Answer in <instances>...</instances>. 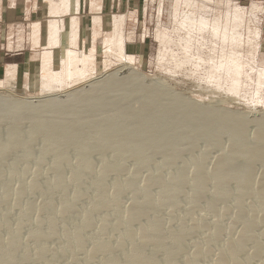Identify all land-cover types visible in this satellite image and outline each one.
<instances>
[{
	"label": "rangeland",
	"instance_id": "obj_1",
	"mask_svg": "<svg viewBox=\"0 0 264 264\" xmlns=\"http://www.w3.org/2000/svg\"><path fill=\"white\" fill-rule=\"evenodd\" d=\"M150 9H153V12H150V18H148L147 16V18L145 19V32L143 31L144 29H141V32L138 33V36H136V38L138 37L141 42L150 41V45H149L150 54L149 56H146L147 58L145 61L141 62L138 59H133L132 57H128L126 56V54H124L123 51L120 50L119 51L120 54L125 55L124 57L126 59L128 58L127 60L129 61L126 62L125 60L120 59L119 55L117 54L111 53L106 55V51H105L104 56L102 53L97 55L96 67H94V59H92L94 58L93 54L89 55L86 53H82L81 51L78 50L70 49L68 46H74L75 44L73 45L72 43H66L68 46L65 48V51H73L76 53V55H78V53H81L83 57L81 58L82 62L75 61L76 64L75 66L82 71L80 72L81 74H79V76H76L77 74L72 76L64 75V73L67 71V70L65 71L67 67L62 68L61 66H59L56 71L57 73H55L54 77H53L54 74L53 72L55 70H53V72H51L50 75L46 77V80H54V84L50 85L48 87V90L47 87L41 85L42 83L38 84L37 82H32L34 83V87L28 90H24V88L22 89V87H20L19 85L17 86L13 85L12 87L10 84V81L12 80L10 79L14 80V76L11 78L7 77L5 78V80L0 81V97H2L3 99L11 98L20 101L25 100L26 102L32 101L31 102L32 105L36 106L37 105L36 103L46 99L45 97L51 98L52 96H58L59 101L62 99L61 100L62 105H65L66 101H68V98H64L66 96V93L69 94L71 93L69 91L74 92L76 91V89L80 90L84 88L83 90L85 89L87 90V87L89 86L90 83H92V81L94 82L104 79L106 72H111L114 69L117 70L120 65H123V66H127V68H129L132 72H134L138 76V78H142L145 81V83H148L149 81H152L153 83H157L161 89L167 90L172 96L173 95L181 96V98L185 99L186 101L196 103L200 105V107H204L209 110H224L229 113L245 115V117L251 122L246 123L245 125L246 131L244 132L248 134V139H250L251 137V141L249 140V142L254 143L256 141L254 137L256 133L255 131L258 130L256 125H258L259 122H261L262 125H264V120H263L264 119V0H151ZM185 13L187 15L192 14L197 17H201V18L203 17L208 21L209 24L218 27L220 31L217 34H214L210 31H197L195 29H188L186 27H183L181 22L183 17H185L186 15ZM222 31H226L229 35L224 36ZM60 37H59V41L62 42V36ZM232 38H234L236 41H233ZM49 46L51 47L57 46V48H60L61 45L57 43H53V44H49ZM50 54L51 53H49V55ZM60 54L61 53H59V55ZM229 57H236L238 59L237 63L234 64L233 62H231ZM198 59H202V60L197 61ZM84 60L86 61L85 63ZM80 63L81 64L84 63V64L81 66ZM71 68H73V66ZM41 82H42V78H41ZM135 99L137 100L138 98H134L130 104L131 106H133L132 108L134 110L129 108V110H131L132 113L133 111H136V109L139 108L138 106L140 104L137 103L140 102V100L138 99L136 101ZM134 100L136 102H134ZM123 106L124 105L120 106L117 109L123 110V108H125ZM117 109H114L113 111H111L112 109H108V108L106 109V111L104 109L97 114L98 115L97 118L99 117L98 119L101 118L107 119L111 117L112 119L119 112ZM105 112L107 113V115L109 114L108 115L109 117L106 115ZM177 114L178 113L174 115L173 112L168 117L171 120L169 119L170 122L168 123L169 127H167V129L174 127L173 125L174 122L177 120L176 119ZM59 115H57V117L59 116L58 120L62 116H64L61 114ZM99 115L101 116V118ZM261 115L263 116L261 117ZM58 120H56V123L59 122ZM19 121L20 120L14 116L13 118L10 117V119L9 117H7V119L5 118L3 120H0V139H1L0 145L1 146L5 145L4 147H6L5 149L6 152L4 153V156L0 158V199L5 198L4 201L0 203V219L7 214L8 216L5 219H3L2 222L7 226H11L14 225L15 222H17L18 216H20L23 212L22 209L26 207L29 203H34L36 205V208L34 209V212L31 214V217L25 220L27 223L26 222H24L25 224L23 223L22 233H21V237L23 239L26 238L24 241L25 242L27 241L26 243L30 246L29 247L28 245H26L29 251L28 254L30 258L24 259L23 258L24 253L21 250L17 251L16 263L14 262L13 264H39V263L84 264L85 260L87 259L86 258L87 254H90L93 250L92 246L94 247L97 239L102 238L104 234L101 222L105 220L108 223H113L116 220V218L117 219L122 218L126 220V216L128 217V215L133 211L134 207L132 204H134V202L136 203L137 199H138L137 201L138 203L141 202L139 201L140 199H142L143 201L144 192L151 193V195L154 197H157L156 194L159 195L161 193V188L159 187V185L157 186V184L152 185L150 189L145 188L146 186L145 184L149 183L147 180L155 177L158 174L155 172H157V170L160 168H161L160 175L162 174L161 176L162 177L164 176L163 178H168V176L170 177L172 175L177 176V174L179 175V172L183 171L182 174L186 176V180H185L186 182L185 185L183 186V191H182L183 194L179 196L177 202H175L176 201L175 200L173 204H170V206L168 205L169 207L160 206L162 209L160 207H157V209H155L154 212H152L154 214L152 215L150 214V217H148L146 221L142 220V222L144 223L141 222L140 225H136L134 227L135 232H138L142 226H144L143 228L152 230L154 229L153 227H155L154 225L158 222L161 223L162 232L167 237H169L171 233H175L176 231L178 232L180 228L181 229L183 228L182 230H179V233L181 231L180 233L181 241L184 244V251L183 253H181L182 255L180 254V256H177L176 264H187V263L191 264V262L189 261L187 262V260L190 258H192L195 261V264H208V263L219 264L218 260L220 259L222 254L224 255V253H227L226 251H228L226 255H229L230 252L229 250L230 248L228 245L230 244L229 242L230 241L232 242L234 240L233 242L237 243L238 241L237 239H240L242 237V234H244L242 232H244L245 229V222L249 220L257 224L251 234V237L253 238L245 236L247 245H245L244 250L245 249L246 250L238 253L237 260L232 264H244L245 261L251 260V258L253 259L251 260L253 264H264V216H263L264 209H262L259 206L262 202L260 187L262 184L261 177L263 176L264 173V164L262 163L264 162V156L259 161L256 160L253 163V169H254L253 176L245 183L248 188L246 190L248 194L243 196L242 199L240 194L243 191L240 188H238L239 184L238 185L236 184L239 183V181L238 180L233 181V179H231L227 182L226 190H225L230 192L229 195L230 198L226 202L220 201V198L218 199V197L220 196L217 195H220V193L222 194V190H217L215 188L213 181V179H215L217 176L216 166H214L217 163L216 160L218 161L219 159H223L224 161L231 160L232 162L235 160L237 162L234 161L233 164L237 163L236 165L238 166H242L243 162H246L245 158L242 159L237 157L234 158L232 152H233V147L235 146V144L238 143L237 142L238 138L235 137L233 138L232 136L228 135V132H224V134L223 133L217 134L210 130V131H206L207 133L206 132L203 133V130L200 132L197 130L194 131V129L199 130V127L198 128L189 127L190 129L186 127L187 131L186 132L184 131L183 134L176 132V134L180 135V146L177 149L178 151L176 150V154H178V158L173 164L169 163L171 159L167 157L168 154H173V152L168 153L166 151L165 152L159 150L155 151L150 147L144 150L146 152L145 153L146 155L144 154V157L146 159L150 157L149 159L151 161L149 165L148 164L142 165L139 164L136 158L130 155V152H128L129 154L123 152L120 155L121 149H119L116 146V144H113L111 142H110L111 145L108 142L106 143L107 145L105 143L104 144L100 143V141L97 138V131L95 130L89 133L90 136L88 135L87 140H85V141H89L91 145V150L87 154L88 155L87 157L92 163V170L90 171L87 169L85 170L83 169L85 173L82 172L81 175L82 180L80 181V183H78V178H76L77 176L74 175L73 177V174H75L74 172L77 169L82 168L79 165L80 163L79 161H81L80 154L82 153L83 150L82 144H84L85 141H80V142L77 141L76 142L77 144L73 143V146L71 145L72 147L67 148L66 161L68 162L62 165V172L59 174L56 171L54 172L55 169L53 165H55V158L52 156V154L48 152V154L42 156V154L45 152L46 149L45 146H48L49 144V140H47L48 138L45 137L44 135L42 136L38 135L37 138L32 140L29 137L30 136L29 134H31L30 127L32 128V120H30V118L28 119V117H24V120L20 122ZM18 123H20L19 133H20V137L23 138V139L21 138V140L23 141L18 146L10 148L8 147L9 132ZM71 125L72 123L70 124V126ZM201 128L203 127H200V130ZM194 132H196V134L198 133V135L195 134L196 135L195 139L194 138L191 139ZM215 134L219 136H216ZM66 136L67 135H64V139L68 140V136L67 137ZM214 137L217 139H215ZM162 140H164V138ZM5 141H7L8 143ZM189 142L190 143L193 142L195 145L193 146ZM230 147L232 151L229 149ZM202 155H204L205 157H203ZM229 156L231 157V159L229 158ZM201 157H203V159ZM200 159L202 160L205 159L204 174L207 177L209 175L208 178L210 179L207 182L205 190H203L204 192L203 195H201L197 200L196 198H194L196 196L192 197L194 192L196 191L192 188H194L193 185L195 184L198 174L193 172L197 171L196 169H194V167L196 168L198 161H201ZM111 162H114L113 164L115 167L112 166ZM182 163L185 165H183ZM138 165H141V167ZM107 167L108 168L111 167V170L110 172L105 174L104 169ZM119 168H121L123 171L118 172L117 170H119ZM138 169L140 170L138 171ZM185 171L186 173L187 172L188 173L185 174ZM71 175L72 178L70 177ZM148 175L150 178H148ZM104 176L107 178V180L104 182V184L107 186L106 195L107 194L109 195L110 197L109 199L111 202L114 201L116 203L118 201V198L114 197L115 195L112 194V191L114 192L113 188L115 187V185L116 184L119 185L120 183H121L120 185H124V183L128 184L134 178H138L137 183L138 185L140 184L139 185L140 189L144 188L143 190L145 191L141 189L140 191H138L139 192L138 195L133 194L134 195L133 196L131 194L130 198H129L130 194H128L129 196L124 195L121 198L122 207L119 213H115L112 207H110L107 211L104 212L105 214L103 213V211H99L89 216L88 220L91 225L89 226L88 230L84 233L85 237L88 236V238L86 237L88 241L87 242L88 244L86 243L87 244L86 249L81 250L82 252L81 251L77 252L76 250V252L73 251L72 253L73 249L70 246V240L64 237L63 230L68 229L67 227L71 223L82 220L83 219L82 217L84 216L83 214L89 211L88 208H91L90 205L100 200L99 197L102 198L104 197L102 195L100 196L99 190H97L94 187L96 184L95 182H98L99 178ZM71 179L73 181H71ZM93 179L94 182H91L93 181ZM54 180L55 181L58 180V181L55 183L53 182ZM66 180L67 181L70 180V182L69 181L67 182ZM144 180H146L147 183ZM51 181L53 182V184ZM29 182L33 184L30 185ZM63 182H67V184L69 185V188L66 189L69 195L68 197L69 201L70 200L74 201L75 200L74 197L80 193H85L86 195L84 196V198L79 199L77 203H74L75 208L73 209L69 208L68 210H66V212H63L61 214L58 213L57 216L58 219L56 218V221L54 223L55 235L52 236L50 231L51 229L49 227L47 228V223H46L47 219L49 218L48 216L50 215V212L52 210H46V209L44 210L42 205L45 203L52 202L60 196L61 192L64 190L63 186L61 185L63 184ZM28 183L30 186L28 185ZM36 183L38 184V186L36 188L35 187L33 188V185ZM73 183H75L76 186ZM25 185L26 186L28 185L27 186L28 189ZM91 186L93 187V189H96L97 192L99 193H97L96 190L94 191L93 189L90 190V188H92ZM76 187L77 190L75 189ZM19 188L21 189L19 190ZM44 188L47 190H45ZM152 193H156V194H152ZM258 193L260 194L257 195ZM187 195H189L191 199L188 198L189 196ZM40 197L42 198V200ZM43 197L46 198L44 199ZM59 198H58L59 200L57 199L55 201L57 208L55 207V209H53V213L57 212V209L59 212L61 210V208L58 207V205L59 204L61 205L63 203V199H61V197ZM210 199H213L214 201ZM39 200L41 201L42 204L39 203L38 205L36 204V202H40ZM42 201L45 203H43ZM235 201L237 202L234 204ZM114 202L111 203V205H114L115 204ZM207 203L209 204L207 205ZM214 203L218 204L217 205L218 207L217 206L212 207V204ZM238 203H242V204L244 203V204L238 206L237 205ZM224 206L227 207L225 208ZM129 209L132 210L130 211ZM45 212L47 214H45ZM123 215H125V218ZM242 217L246 218L247 220L246 219L243 220ZM42 220L46 225L42 222ZM32 221L34 222V224L32 223ZM39 221L42 222L41 226H38ZM241 223H243L244 225ZM146 224L150 225L151 228L146 226ZM217 225L221 227L222 232H220L218 240L213 243L208 239L214 234V230H212L213 229L212 227H214V229H217L218 228L216 227ZM243 226L244 228L242 229ZM32 228L33 231L39 230L40 232H42V234H44L40 240L30 241V238L28 237H30V234L33 232ZM94 231H98L99 234L98 232H96V234H98L96 235ZM211 231H213L212 232L213 234L211 233ZM70 232L72 233V231ZM91 232L92 234H88ZM72 234L75 235L76 234L75 231ZM1 235L4 240L7 239L5 234H1ZM122 235L123 233L121 231L118 232V236H117V232H113L111 234L110 233L107 234L105 237L112 240L111 243L114 242L116 243L118 242L119 239L122 238ZM89 237L92 240L89 239ZM22 238H21V242L23 241ZM62 238L65 240H63ZM114 238L117 241H115ZM252 239L253 241L254 240L258 241L256 244L257 249L255 248L256 246L253 244ZM24 241L22 242V244L25 243ZM207 241L209 243L208 244L209 247L207 248L209 253H207V250L204 248V245L207 244L206 243ZM29 242H31L32 244ZM130 243H131L130 241L125 242L127 248L131 245ZM138 243L141 244V242ZM41 244L47 246L49 250H58L61 252V254H59L58 256H52L49 253L43 259L49 263H46L43 260L36 261L35 258H36L37 250L39 247H41ZM90 245L92 246L89 247ZM169 246L167 245V247L170 249L171 246L170 247ZM224 246L225 247L228 246V247L225 248ZM150 247L151 246H147V248L144 247L148 255L150 254L149 252L152 253L151 250L152 247L151 248ZM194 248L196 250H194ZM254 248L256 250H259V252L256 251ZM66 250L68 253L66 252ZM198 250H202L203 252L205 251L204 253L207 254H204L201 258H198L197 260V258L193 256H195ZM255 251L258 252V254H260L259 259H257V261L254 259L253 256V254H255ZM218 252L219 254H217ZM1 255L2 252H0V257ZM83 256H85V258ZM119 256L125 257L124 262L127 259L126 255L124 254ZM164 256L165 255L163 254L157 256L158 259L157 264H167L166 260H168V257L167 256L164 257ZM102 257L103 258H101V256L100 257L96 256V258H94L95 260H92L91 264H99V263L105 264V262L107 261L106 256L105 258L104 256ZM123 257H121V259L119 258L121 262L123 260ZM215 257L217 260L214 259ZM108 258L109 256L107 257V259ZM104 259L106 260L105 262H103ZM100 260L103 261L100 262ZM97 261L99 263H96Z\"/></svg>",
	"mask_w": 264,
	"mask_h": 264
},
{
	"label": "bare ground",
	"instance_id": "obj_2",
	"mask_svg": "<svg viewBox=\"0 0 264 264\" xmlns=\"http://www.w3.org/2000/svg\"><path fill=\"white\" fill-rule=\"evenodd\" d=\"M74 21H75V19H74ZM181 23H182L183 27H186L188 29H195L197 31H210L214 34H217L220 31V29L218 27H216L215 25L209 24L208 21L206 19H204L203 17L202 18L197 17V16L192 15V14H188V15L186 14L185 17H183ZM73 29L70 30V32L66 35V38L67 37L70 38V39L67 38V43H72L74 45L75 40H76V32ZM59 31H60L59 22L58 21H52L49 25V42H48L49 44L57 43L60 45V43H62L59 41V37H60ZM121 33L122 32H120V27H119L118 22H117V23H115L114 35L111 39L110 45L108 46V48L106 50V55L114 53V54L119 55L120 59H123L127 62V61H129V60H127L128 58L126 59L124 57L125 55L120 54V52H119L120 50L123 51V39H124V37H122ZM222 33L224 36L229 35L226 31H222ZM109 37L110 36H108V38ZM239 37H241V36H239ZM232 39H233V41H236L234 38H232ZM81 58H83L81 53H78V55H76V53L73 51H64V52H62V54H60V55L57 54L55 57L54 56L52 57V55L51 54L49 55V53H45L43 55V60H42V71H41V78H42L41 83L42 84L41 85L47 87V90H48V87L50 85L54 84V80H46V77L48 75H50V73L53 72V70H55L53 72L54 73L53 77H54L55 73H57L56 71H57V68L59 66H61L62 68L67 67L65 69V71L66 70L67 71L64 73V75H71L72 76V75L77 74L76 76H79V74H81L80 72H82V71L75 66L76 65L75 61L82 62ZM229 58H230L231 62H233L234 64L237 63L238 59L236 57H229ZM88 59H89V57H88ZM92 59H94V58H92ZM201 60L202 59H198L197 61H201ZM85 62L86 61L84 60V63ZM83 64H81V66ZM72 66H73V68H71ZM122 66L123 65H120L119 66L120 68L118 67L117 70L114 69L115 71L113 70L111 72H106L104 79H101L100 81H94V82L92 81V83H90L89 86L87 87V90L86 89L83 90L84 89L83 88L80 90L76 89V91H74V92L69 91V92H71L69 94L66 93V96L64 98H68V101H66L65 105H62V101H61L62 99L59 101L58 96H52L51 98L45 97L46 99L36 103L37 104L36 106L32 105V103H31L32 101L26 102L25 100L20 101V100L11 99V98H4L3 99L2 97H0V120H3L5 118L7 119V117H9V119H10V117L13 118V116L18 118L20 121L24 120V117H28V119L30 118V120H32V128L30 127V129H31L30 133L31 134H29L30 135L29 137L32 140L37 138L38 135H41V136L44 135L45 137L48 138L47 140H49V144H48V146H45L46 149H45V152L42 154V156H45L46 154H48V152L50 154H52V156L55 158V165H53V167L55 169L54 172L56 171L59 174L62 172V165H64V163L68 162V161H66V159H67V152H66L67 148L72 147L73 143H76L77 141L80 142V141L87 140L89 133H91L95 130L97 131V138L100 141V143L106 144L108 142L110 144V142H111L113 144H116V146L119 149H121L120 155L123 152L124 153L130 152V155L132 157L136 158L137 161L139 162V164H142V165H147V164L149 165V163L151 161L149 159L150 157L147 159L144 157V154L146 153L144 150H146L150 147H151V149H153L155 151L156 150L163 151V152L166 151L168 153L173 152V154L167 155V157L171 159L169 161V163L173 164L176 161V159L178 158V154H176V150L180 146V135L176 134V132L183 134L184 131L185 132L187 131L186 127H188V128L189 127H191V128L192 127H195V128L199 127V130L193 128L194 131L197 130L200 132L203 130V133L206 131H210V130L212 132L217 133V134H221V133L224 134V132H228V135L232 136L233 138L234 137L238 138V140H237L238 143L236 142L237 144H235V146L233 147L232 154H233L234 158L235 157L241 158V159L245 158L246 162H243L242 166H238V165H236L237 163L233 164V162L235 161L234 159H233L234 160L233 162L231 160L230 161H224L223 159H219L218 161L216 160L217 163L216 164L214 163L215 164L214 166H216L217 176L215 179H213V181H214L215 188L217 190H222V194L220 193V195H217L216 191H215L216 192L215 194L217 196H220V197H218V199L220 198V201L226 202L230 198V196H229L230 192L225 191L226 190V184L229 180L233 179V181H235V180L239 181V183H236L237 185L239 184V187L237 185L236 186L243 191L240 194L242 199H243V196L248 194V192L246 191L248 188H247L245 183L253 176V171H254L253 163L256 160L259 161L264 156V125H262L261 122H259L258 125L255 124L256 127L258 128V130L255 131L256 133L254 136L256 141L254 143H250L249 140L251 141V137L249 136L250 139H248V134L245 133L244 131H246L245 130L246 123H249L251 121H249L245 117V115H238L235 113H229V112L224 111V110H209L207 108L200 107V105H198L196 103L186 101L185 99L181 98V96H178V95L172 96V95H170V93L167 90L161 89L157 83H153L152 81L145 83V81L142 78H138V76L134 72H132L129 68H127V66H123V67ZM61 75H62V73H61ZM57 76H58V74H57ZM63 77H65V76H63ZM8 78H11L9 76V74H8ZM10 80H13V79H10ZM78 93H80V94H78ZM134 98H138L140 100V102H137V103H140V104L138 106L139 108L136 109V111H133V113H132V111L129 110V108L134 110L132 108L133 106L130 105ZM135 100H134V102L137 101V100L136 101ZM122 105H124L123 107H125V108L122 107L123 110L117 109ZM107 108L112 109L111 111H113L114 109H117L119 112L117 113V111H116L117 114L112 119H111V117L107 118V119L106 118L102 119L100 115L99 116L101 119H98L99 117L97 118V116H98L97 114L104 109L106 111ZM173 112H174V115L176 113H178L176 116L177 120L174 122V125L172 124L174 126V127H172L174 130L172 128L167 129V127H169L168 123L170 122L169 121L170 118H168V117ZM112 113H115V112H112ZM59 114L64 115V116H62L58 120V117L60 116ZM55 115H56V117H55ZM57 115H59V116L57 117ZM106 115H107V113H106ZM262 116L263 115H261V117ZM56 120H58L59 122L56 123ZM260 120H262V119H260ZM71 123H72V125L70 126ZM257 123H258V121H257ZM19 125H20V123H18L9 132V139L7 136V139L9 140L8 147H10V148L18 146L23 141V140H21L22 137H20ZM200 127H203V128H201V130H200ZM174 132H175V134H174ZM196 132H194V134H193L194 136L192 135L191 139H193V138L195 139L196 135H198V133L196 134ZM64 135L68 136V140L64 139ZM216 136H219V135H216ZM95 137H96V135H95ZM163 138H164V140H162ZM215 139H217V138H215ZM29 141H30V139H29ZM93 141H94V138H93ZM5 142H7V141H5ZM192 143L193 142H191L190 144L194 146L195 144L194 143L192 144ZM82 145H83V150H82V153L80 154V160L81 161H79L80 162L79 165L82 168L77 169V167H76L77 170L76 171L74 170L75 174H73V177H74V175L77 176L76 178H78V183H80V181L82 180L81 175H82V172H84L83 169L84 170L87 169L90 171L92 170V163L87 157L88 156L87 154L91 150V145H90L89 141H85L84 144H82ZM4 146L0 145V158L3 157L4 153L6 152L5 151L6 147H4ZM98 146H100V145H98ZM8 147H7V149H8ZM231 147L229 148L230 150H231ZM26 155H27V152H26ZM152 155H154V154H152ZM204 155H202V156L205 157ZM165 156H166V154H165ZM34 157H35V155H34ZM203 157H201V158L203 159ZM134 158H133V160H134ZM229 158L231 159L230 156H229ZM202 159H200L201 161H198L197 166L195 165L196 168L193 166L194 169L197 170V171H194L193 173H197L198 177H197V179L195 178L196 179L195 184L193 183L194 188H192V189H194L196 191L194 192L192 197L196 196L194 198H196L197 200L201 195H203V193H204L203 190H205L207 182L210 179V178H208L209 175L207 177L204 174V163H205L204 160L205 159L204 160H202ZM78 160H79V158H78ZM116 162H117V160H116ZM138 162H137V164H138ZM235 162H237V161H235ZM111 163H112V166H114V164H113L114 162H111ZM262 163L264 164V162H262ZM115 164H117V163H115ZM76 165H77V163H76ZM183 165H185V164H183ZM104 166H106V165H104ZM138 166L141 167V165H138ZM53 167H52V170H53ZM191 167H192V165H191ZM78 168H80V167H78ZM110 170H111V167L110 168L107 167L104 169V173L106 174V173L110 172ZM139 170L140 169H138V171ZM160 170H161V168L158 169L157 172H155L158 174L153 178H150L148 175V178H150V179L147 180L149 183L145 184L146 185L145 188L150 189L152 187V185L157 184V186L159 185V187L161 188V193L159 195L156 193H152V194L157 195V197H154L151 195V193L144 192L143 201H142V199L139 198L140 199L139 201H141V202L138 203L137 202L138 199H137L136 203L134 202V204H132L134 207V208L132 207L133 211L130 214L128 213L129 215H128V217L126 216V220H124L122 218H120V219L116 218V220L113 223H108L105 220L103 222H101L102 221L101 220L100 222L102 224L101 223L100 224L103 227L104 234H103L102 238H100V239L96 238L97 241H96L94 247L92 245L89 246V247L92 246L93 250L90 254H87V257H86L87 259L85 260L84 264H91L92 260H95L94 258H96V256H99V257L101 256V258H103L102 256H104V258L106 256L107 261L105 259H104V261L100 260V262L106 261L107 263L105 262V264H157V262H158L157 256L160 254H163V255L168 257V260H166L167 264H176L177 256H180V254L183 253V251H184V244L181 241V234H180L181 231L179 233V230H182L183 228L182 229L180 228L178 230V232L177 231L175 232V230H174L175 233H171L169 235V237H167L163 234L162 229H161V223H159V222L156 223L157 225L156 224L154 225L155 227H153L154 229H152V230L151 229L148 230L146 228H143L144 226H142L140 229L138 228L139 229L138 232H135V230H134V227L136 225H140L142 220L146 221V219H148V217H150V214L151 215L154 214L152 212H154V210L157 209V207L168 206V205L170 206V204H173V202L175 200H176L175 202H177V199L179 198V196L183 194L182 193L183 186L185 185V182H186L185 181L186 176L182 174L183 171L179 172V175L177 174V176L172 175L170 177L168 176V178H163L164 176L162 177L161 176L162 174L160 175ZM117 171L121 172L123 170L121 168H119V170H117ZM210 172H212V171H210ZM155 173H154V175H155ZM187 173L185 171V174H187ZM70 177L72 178V175ZM40 179H42V178H40ZM68 179H70V178H68ZM94 179L91 182H94ZM146 179H147V177H146ZM261 179H262V184H261L260 189H261L262 202L260 205L259 204H257V205H259L262 209H264V173H263V176L261 177ZM106 180H107V178L104 176V177L99 178L98 182H95L96 184L94 187L97 190H99L100 193L97 192L96 189H93L92 186L94 184L91 186L92 188H90V190L91 189H93V191L96 190V192L99 193L100 196L102 195L104 197L103 198L99 197L100 200L97 199L98 201H96L94 204L90 205L91 208H88L89 211L87 213L83 214L84 216L82 217L83 218L82 220H80L78 222L75 221V222L71 223L67 227L68 229L63 230L64 231V237L70 240V246L73 249L72 253H73V251L76 252V250L78 252V251L86 249V245L88 244L87 243L88 242L87 241L88 236H86L87 237L86 238L84 236V233L88 230L89 226L91 225L89 220H88L89 216H91L95 212H99V211H103V213H104L110 207H112V209L114 210L115 213H119L121 211V207H122L121 206V202H122L121 198L124 195L130 194V196L128 195L130 198L131 194L132 195L133 194L138 195V193H139L138 191H140L141 189L142 190L144 189V188L140 189V186H139L140 184L138 185V183H137L138 178H134L128 184L127 183L126 184L124 183V185H120L121 183L119 185L116 184L115 187L113 188L114 192L112 191V194L115 195L114 197L118 198V201L116 203L113 201L115 204L111 205V203H113V202L110 201L109 195L108 194H107L108 196L106 195V191H107L106 187L107 186L104 184V182ZM57 181L54 180L53 182L56 183ZM68 181L70 182V180H68ZM71 181H73V180L71 179ZM139 181H140V179H139ZM144 181L147 183L146 180H144ZM33 182H35V181H33ZM53 182H52V184H53ZM67 182H63V184H61L63 186L64 190L62 192L60 190L61 194L59 197H61V199H63V203L61 205L57 204L58 207L61 208V210L59 208L60 212L57 209V212L53 213V209H55V207H56L55 201L59 197L58 198L56 197L57 198L56 200L49 202V203H45L42 201L43 203H45L42 205L44 210L45 209L46 210H52L50 212V215L48 216L49 218L47 219V222H46L47 228L49 227L51 229L50 231H51L52 236L55 235L54 223L56 221L58 213L61 214L63 212H66V210H68L69 208H72V209L75 208L74 203H77V201L79 199L84 198V196L86 195L85 193H80L74 197L75 198L74 201L73 200L69 201V198H68L69 195L66 191V189L69 188V185L67 184ZM29 183H28V185H29ZM112 183H114V182H112ZM32 184L30 183V185H32ZM38 184H39V182H38ZM38 184L37 183L34 184L33 188L34 187L36 188L38 186ZM69 184H71V183H69ZM73 184H75V183H73ZM75 186H76V184H75ZM75 186H72V187H75ZM22 187H23V184H22ZM77 187L75 188L76 190H77ZM20 189L21 188H19V190ZM27 189H28V187H27ZM45 190H47V189H45ZM111 190H110V192H111ZM143 191H145V190H143ZM143 191H142V193H143ZM44 192H46V191H44ZM192 192H191V194H192ZM259 194L260 193H258L257 195H259ZM140 195H141V193H140ZM254 195H255V193H254ZM44 196H47V195H44ZM112 196H111V198H112ZM187 196H189V195H187ZM71 197H73V196H71ZM188 198H190V196ZM4 199L5 198H1L0 203H2L4 201ZM41 200H42V198H41ZM51 200H53V199H51ZM210 200H213V199H210ZM236 202L237 201H235L234 204ZM39 203L42 204L41 201L36 202V204H38V205H39ZM180 203H181V201H180ZM209 203H207V205ZM243 204L238 203L237 205L241 206ZM126 205H128V204H126ZM217 205L218 204L214 203V204H212V207H216ZM35 208H36V205L34 203H29L26 207L23 208L24 210L22 209L23 212H22V214L20 213L21 214L20 216H18V218H17L18 220L15 219V220H17V222H15V224L11 225V226H7V225L3 224V222H2V220L8 216L7 214L4 215V217H2L0 219V252H2V255L0 257V264H13L14 262L16 263V252L20 251V250L24 253V257H23L24 259L30 258L29 254H28L29 251H28V248L26 246V245H28L26 243L27 241L26 242L24 241L26 238L23 239L21 237V233H22L23 223L26 222L25 220H27L28 218L31 217V214L34 212ZM123 208H125V207H123ZM41 210H42V208H41ZM208 210H209V208H208ZM240 210H241V208H240ZM46 212H45V214H47ZM125 215H123L124 218H125ZM260 216H262V215H260ZM263 216H264V213H263ZM242 219L244 220L246 218L242 217ZM34 221H35V219H34ZM42 222H43V220H42ZM42 222L39 221L38 226H41ZM258 222H259V220H258ZM32 223L34 224L33 221H32ZM142 223H144V222H142ZM241 224H243V223H241ZM256 225L257 224L253 221L248 220L245 222V229H244V232H242L244 234H242L241 238L238 237L240 239H237L238 240L237 243L236 242L234 243L233 242L234 240L232 242L230 241L229 242L230 244H228V242H227V244L229 245V248H230L229 249L230 250L229 255H226L228 253V251H226L225 249L224 250L227 253H224V255L220 252L222 255H221L220 259L218 260L219 264H232L233 262H235L237 260V254L246 250V249L244 250L245 245H247L245 236L251 237V234H252L254 228L256 227ZM64 226H67V225H64ZM146 226L150 227V225H147V224H146ZM203 226H202V228H203ZM98 227H100V226H98ZM216 227H218V228L214 229V227H212L213 228L212 230H214V234L212 233L213 231H211V233L213 235L211 234L212 236L210 235L211 237L209 239L207 238L209 241H211L213 243L218 240L220 232H222L220 226L217 225ZM33 228H32V231H33ZM36 228H37V226H36ZM243 228H244V226L242 227V229ZM29 229H30V227H29ZM70 231H72V233H74V231H75L76 234L74 235ZM121 231L123 233L122 238L119 239L118 242H116V243L115 242L111 243L112 240L105 237L107 234H109V233L111 234L113 232H117V236H118V232H121ZM96 232H98V231H94L95 234H96ZM61 233H62V231H61ZM182 233H183V231H182ZM1 234H5L7 239L4 240L2 238ZM88 234H92V232L88 233ZM98 234H99V232H98ZM98 234H96V235H98ZM43 235L44 234H42V232H40L39 230H34L30 234V237H28V238H30V241L31 240L36 241V240H40L43 237ZM71 235L73 238L71 237ZM114 235H115V233H114ZM25 236H27V235H25ZM46 236H47V234H46ZM238 236H240V235H238ZM6 237H4V238H6ZM58 237H59V235H58ZM109 237H111V236H109ZM21 238L23 239V241L26 244L25 243L22 244L23 241L21 242ZM251 238H253V237H251ZM89 239H91V238L89 237ZM63 240H65V239H63ZM114 240H115V238H114ZM115 241H117V240H115ZM126 241L131 242L130 243L131 245L128 244V245H130L128 248L126 247V244H125ZM252 241H253V239H252ZM138 242H141V244H139ZM257 242H258L257 240H254L253 244L256 246ZM29 243H31V242H29ZM206 243L207 244L204 245V248L207 250V253H209L208 249H207L209 247V245H208L209 243H208V241ZM37 244H38V242H37ZM46 245H48V244H46ZM67 245H68V243H67ZM67 245H65V246H67ZM167 245L171 246V247L169 246L170 249L167 247ZM147 246L152 247V249H151L152 253L149 252L150 253L149 255L146 253V250L144 249V247L147 248ZM34 247H36V246H34ZM226 247H228V246H226ZM255 248L257 249V246ZM194 250H196V249L194 248ZM202 250H198V252L195 251L197 253L195 254V256H193V255L192 256L197 258V260H198V258H201L204 254H207V253H204L205 251L203 252ZM256 251L259 252V250H256ZM256 251H255V254H253V256H254V259L257 261V259H259L260 254H258V252H256ZM66 252H67V250H66ZM49 253L52 256H58L59 254H61L60 251L49 250V248L47 246L41 244V247H39L37 250V254H36V258H35L36 261L43 260ZM122 254L126 255L127 259L125 260V262H124L125 257L119 256ZM217 254H219V252ZM75 255H74V257H75ZM108 256L110 258V259L108 258L109 260L107 259ZM83 257L85 258V256H83ZM121 257H123V260H122L123 263L119 260V258L121 259ZM164 257H162V258H164ZM214 259H216V257ZM251 260H253V259L251 258ZM251 260H247V261H245V262L243 261V262H244V264H253L251 262ZM43 261H45V260H43ZM188 261L191 262V264H195V261L192 258L188 259L187 262ZM93 262H95V261H93ZM258 262H256V263H258ZM46 263H49V262H46ZM96 263H99V262L97 261ZM39 264H41V263H39ZM208 264H210V263H208Z\"/></svg>",
	"mask_w": 264,
	"mask_h": 264
},
{
	"label": "crops",
	"instance_id": "obj_3",
	"mask_svg": "<svg viewBox=\"0 0 264 264\" xmlns=\"http://www.w3.org/2000/svg\"><path fill=\"white\" fill-rule=\"evenodd\" d=\"M150 5L151 0H0V81L9 74L14 76L12 87L28 90L34 87L32 82L41 84L43 55L62 54L68 46L67 32L73 28L75 45L68 47L93 54L94 67L97 55L104 56L110 45L117 22L124 54L145 61L150 41L141 42L136 36L141 29L145 32V19L153 12ZM52 21L60 25V48L48 45Z\"/></svg>",
	"mask_w": 264,
	"mask_h": 264
}]
</instances>
